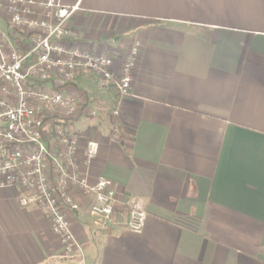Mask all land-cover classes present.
Wrapping results in <instances>:
<instances>
[{
  "label": "crops",
  "instance_id": "0c3cea01",
  "mask_svg": "<svg viewBox=\"0 0 264 264\" xmlns=\"http://www.w3.org/2000/svg\"><path fill=\"white\" fill-rule=\"evenodd\" d=\"M77 3L68 46L112 56L118 76L139 41L131 96L81 73L41 86L77 101L61 123L80 138L79 172L109 180L120 200L141 199L147 213L140 233L103 232L71 190L85 264H264V0H62ZM0 33L17 51L31 47L3 8ZM89 141L98 153L86 166ZM18 197L0 189V264H77L43 212Z\"/></svg>",
  "mask_w": 264,
  "mask_h": 264
},
{
  "label": "built area",
  "instance_id": "2783aa9c",
  "mask_svg": "<svg viewBox=\"0 0 264 264\" xmlns=\"http://www.w3.org/2000/svg\"><path fill=\"white\" fill-rule=\"evenodd\" d=\"M0 8L7 13L8 28L26 33L31 39V47L20 52L0 33V189L15 188L19 191V206L38 207L50 221L64 255H77V264H85L82 247L68 220L69 212L80 210L71 190L88 200L86 212L91 223L103 232L117 226L140 233L147 213L141 199L120 200L109 180L99 178L91 184L79 172L76 156L80 138L61 123L77 113V101L41 85L70 83L81 73L114 84L118 97L128 98L140 43L132 42L117 76L112 56L65 43L71 36L68 21L79 11L78 3L69 7L62 0H0ZM112 115L117 116L118 110L113 109ZM47 124L51 127L49 133L45 130ZM46 139L55 143L59 152L50 149ZM97 153L98 144L87 142L84 164L88 166ZM122 214L126 215L125 221L120 218Z\"/></svg>",
  "mask_w": 264,
  "mask_h": 264
},
{
  "label": "rangeland",
  "instance_id": "374dc122",
  "mask_svg": "<svg viewBox=\"0 0 264 264\" xmlns=\"http://www.w3.org/2000/svg\"><path fill=\"white\" fill-rule=\"evenodd\" d=\"M3 26H4V24H3ZM82 122L85 123L86 125L93 124V122H91L89 118L82 119Z\"/></svg>",
  "mask_w": 264,
  "mask_h": 264
},
{
  "label": "trees",
  "instance_id": "16d2710c",
  "mask_svg": "<svg viewBox=\"0 0 264 264\" xmlns=\"http://www.w3.org/2000/svg\"><path fill=\"white\" fill-rule=\"evenodd\" d=\"M65 125V124H64Z\"/></svg>",
  "mask_w": 264,
  "mask_h": 264
}]
</instances>
